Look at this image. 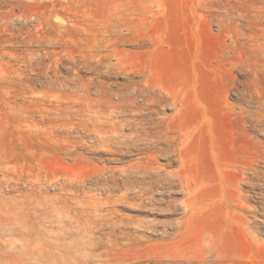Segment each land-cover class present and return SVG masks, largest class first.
I'll use <instances>...</instances> for the list:
<instances>
[{
    "label": "rangeland",
    "instance_id": "obj_1",
    "mask_svg": "<svg viewBox=\"0 0 264 264\" xmlns=\"http://www.w3.org/2000/svg\"><path fill=\"white\" fill-rule=\"evenodd\" d=\"M0 13V264H264V0Z\"/></svg>",
    "mask_w": 264,
    "mask_h": 264
},
{
    "label": "bare ground",
    "instance_id": "obj_2",
    "mask_svg": "<svg viewBox=\"0 0 264 264\" xmlns=\"http://www.w3.org/2000/svg\"><path fill=\"white\" fill-rule=\"evenodd\" d=\"M26 1L32 2V1H40V0H0V3H4L5 5H9L13 7L14 4L16 3L26 2ZM43 1L54 3V0H43ZM63 1L65 3L68 2V0H63ZM122 96H124V94ZM131 111L138 114L141 112V109L138 106L137 107L135 106L133 110H130V112ZM118 112H124V109H121ZM111 115L112 114H109L108 116H104V114L93 111L91 107H88L85 111V116H84V121L86 124V129H85L86 134L88 136L95 135L97 137L95 139L105 145H113L116 147H125V148L129 147V142H135L137 139L139 140L142 137H145V139H150V140H152L155 137L154 132L149 131L146 127H144L145 123L142 121V119L135 118V115L132 119L119 118V117L113 118ZM125 130H129L130 132L126 133ZM85 231H87V229H85ZM198 252H200L201 255L204 254L202 248Z\"/></svg>",
    "mask_w": 264,
    "mask_h": 264
}]
</instances>
